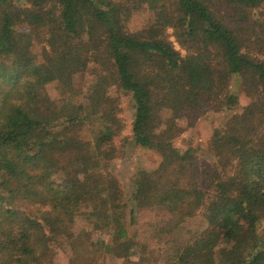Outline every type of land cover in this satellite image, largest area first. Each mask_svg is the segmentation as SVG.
Masks as SVG:
<instances>
[{"label":"trees","instance_id":"1","mask_svg":"<svg viewBox=\"0 0 264 264\" xmlns=\"http://www.w3.org/2000/svg\"><path fill=\"white\" fill-rule=\"evenodd\" d=\"M138 1L0 0V264H53L58 242L67 264H264V0H153L162 16L133 30ZM78 42L97 73L86 90L65 80ZM235 85L240 111L200 154L178 148L209 112L238 106ZM130 139L157 160L125 199L110 164ZM76 164L77 178L51 179ZM156 210L169 225L154 246L134 226ZM194 220L192 239L171 232Z\"/></svg>","mask_w":264,"mask_h":264},{"label":"rangeland","instance_id":"2","mask_svg":"<svg viewBox=\"0 0 264 264\" xmlns=\"http://www.w3.org/2000/svg\"><path fill=\"white\" fill-rule=\"evenodd\" d=\"M162 16V12L157 4L153 0H139L137 6L127 11L125 14V22L126 25L133 30H137L142 28L143 26L148 25L155 19H158ZM168 34L171 35L172 30L170 28L167 29ZM170 40L173 41L174 47L176 50H179L181 54H185V52L180 49L178 44L174 41V38L171 36ZM78 50L72 55L68 63L67 73L68 76L65 80L71 81L74 88L83 87L88 89L92 84H94L97 73L95 70L87 66H84L81 61L84 58V53L87 52V45L83 42L77 43ZM208 64L212 67H216L218 60L214 57L204 58ZM59 84L57 83H46L42 85V94L46 99L56 98L59 94ZM113 92V89H111ZM233 92L238 99V106L225 109V110H217L209 112L204 118H202L199 123L195 126L186 130L182 135L175 139V145L180 149H186L189 147H194L199 152L203 149V144L201 142H205L211 135L212 131L215 128H220L230 114L240 111V107L246 103L245 99L242 98V94L239 92V88L237 85L233 88ZM123 112L126 121V128H124L121 136H129V125L131 122L133 110L130 107V104L125 102L123 104ZM167 118L166 123L169 124L168 133L171 134L174 132L173 126H171V120L169 119V115H165ZM168 121V122H167ZM125 154L123 159L114 160L110 164V170L114 173V175L118 178L121 188L125 194V199L129 197L131 190L132 180L139 170H149L153 167L154 163L157 160L156 155L153 151L139 148L134 144V142L130 139L128 145L125 148ZM81 167L79 164H76L74 167L64 168V169H53L51 171V179L56 182H67L71 181L74 178H77L80 174ZM203 187H207V183H202ZM168 220V219H167ZM163 220L161 217V211H144L140 214V220L137 225L134 227L138 229L140 237L146 239L150 242L151 245H161V241H159L156 237L155 231L165 229L168 227V221ZM199 223L189 221L182 229L179 228H171V232H175L178 235V238L182 241H187L192 239L195 234L193 229L197 228ZM86 228V224L82 216H78L76 222L74 224V229L72 236L76 235L80 229ZM71 238V243H72ZM58 255L54 258L53 264H67L68 257L70 255V247L71 244H61L58 242ZM111 264V263H110Z\"/></svg>","mask_w":264,"mask_h":264}]
</instances>
